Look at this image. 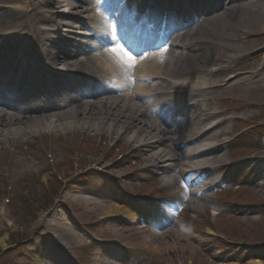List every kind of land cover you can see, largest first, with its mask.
<instances>
[{
  "label": "bare ground",
  "instance_id": "bare-ground-1",
  "mask_svg": "<svg viewBox=\"0 0 264 264\" xmlns=\"http://www.w3.org/2000/svg\"><path fill=\"white\" fill-rule=\"evenodd\" d=\"M147 10L155 36L136 44L141 53L124 32L143 39L137 24ZM163 31L169 45L156 49ZM117 38L136 67L110 51ZM261 66L264 0H0V142L79 133L125 139L155 163L176 202L196 209L217 172L220 104L228 94L261 92ZM161 223L163 236L173 226L188 238L174 221Z\"/></svg>",
  "mask_w": 264,
  "mask_h": 264
},
{
  "label": "rangeland",
  "instance_id": "rangeland-1",
  "mask_svg": "<svg viewBox=\"0 0 264 264\" xmlns=\"http://www.w3.org/2000/svg\"><path fill=\"white\" fill-rule=\"evenodd\" d=\"M261 68V92L228 94L220 104L209 182L220 185L196 209L176 202L155 163L125 139L79 133L0 142V264H264ZM239 155L243 164L231 166ZM155 219L174 221L192 241L173 226L163 236Z\"/></svg>",
  "mask_w": 264,
  "mask_h": 264
},
{
  "label": "snow or ice",
  "instance_id": "snow-or-ice-1",
  "mask_svg": "<svg viewBox=\"0 0 264 264\" xmlns=\"http://www.w3.org/2000/svg\"><path fill=\"white\" fill-rule=\"evenodd\" d=\"M115 30V26H113V31ZM110 51L115 53L118 58L122 59L129 69L134 68L135 60L133 56L130 55L127 51H125L122 45H117L116 47L111 48Z\"/></svg>",
  "mask_w": 264,
  "mask_h": 264
}]
</instances>
